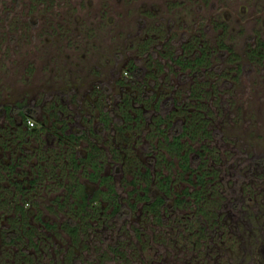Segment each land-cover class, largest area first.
<instances>
[{"label":"rangeland","instance_id":"rangeland-1","mask_svg":"<svg viewBox=\"0 0 264 264\" xmlns=\"http://www.w3.org/2000/svg\"><path fill=\"white\" fill-rule=\"evenodd\" d=\"M261 40L264 0H0V106L23 101L39 128L17 136V112H0V264H106L117 241L133 258L114 264H264V53H249ZM201 46V67L181 68L175 58ZM193 85L209 90L197 106L211 131L203 168L214 172L200 203L154 128L158 115L164 132L179 128V106L195 105ZM124 104L132 118L119 131ZM76 129L87 132L77 141L67 136ZM91 143L114 197L101 193L78 213L65 185L76 177L90 193L105 188L83 171L90 164H70V153L83 156ZM17 154L24 159L8 174L1 164ZM145 167L148 176L135 173L141 185L170 176L158 219L129 181ZM34 168L41 175L30 184ZM14 202L31 209L27 233ZM117 202L121 210L110 211ZM68 218L81 224L74 236L63 228Z\"/></svg>","mask_w":264,"mask_h":264},{"label":"trees","instance_id":"trees-1","mask_svg":"<svg viewBox=\"0 0 264 264\" xmlns=\"http://www.w3.org/2000/svg\"><path fill=\"white\" fill-rule=\"evenodd\" d=\"M249 53L255 54V56L262 57L264 53V41H258L255 46H252L250 48ZM205 55V50L204 47L201 46L200 50L198 53L194 54L192 57H185V56H178L175 58L176 62L179 64L181 68L185 67H190V69H193L194 67H201L199 64H203L204 56ZM251 57V56H250ZM195 69V68H194ZM197 70V68L195 69ZM205 89V88H204ZM202 90V88H199L196 85H193L190 90V97L195 103L193 105L191 110H187L185 106H179V109L183 112H185L183 115V120L179 124V128H177L171 135L168 133L164 132L165 127H161L160 124L162 121L165 120L164 116L158 115L157 118H154L155 124L154 128L155 130H158L157 133L162 134V140L159 143H162V150H166V152L170 153L171 155H177V160H175V163L178 165V170L177 172L182 175L186 171V179L189 180L190 183L194 185H198L192 192L194 195V201H198L203 198V193H202V188L203 185L207 184L210 182L211 179H214V172H209L205 168H203V160L204 154H207V150L209 149V145L206 144V139L211 136V131L208 126V118L203 115L200 112V109L198 106L200 105L198 101L201 100L202 97H204L203 94L209 93L208 89ZM202 90V92H201ZM198 105V106H197ZM4 110V113L7 115L6 117L10 116V111L15 110L17 112V116L19 117L20 120L23 121L24 127L18 125H14V128L12 131L17 132V136L21 135V133H36L38 132L39 128H36L35 126L30 125L27 120L30 117H34L35 113L27 109V106L23 101H16L15 104H2L0 106V112ZM103 113L102 120L106 119L105 116V110L101 111ZM121 123L117 124L118 130L121 131L123 128H125L123 125L125 123H128V120L132 118L130 112L127 110L126 105L121 106ZM136 115L133 117L134 119L142 118L141 113L142 111L140 108H136ZM11 118V117H10ZM127 125H130L129 123ZM126 126V125H125ZM10 127V126H9ZM9 127L6 128L4 132L9 129ZM93 129V128H92ZM11 131V129H10ZM92 131V130H90ZM94 131V129H93ZM87 132L84 129H76V130H71L67 134V136L70 139H75L76 141L79 140L80 137H84ZM4 134V133H3ZM0 142L5 146V138L1 139ZM198 142V143H197ZM197 143V145H195ZM100 150V147L96 144L91 143L88 150L85 152L83 156H77L75 153H70V164L72 167H77L80 166V163L87 162L90 164L91 169L87 170L83 168V171L89 176L91 180H96L99 185L103 183L105 180V188H95V190L92 193H89L86 188L85 184L78 181L76 177L74 178L75 180L70 183V187L68 185H65V189L68 190V195H65V199L67 203H70V205L75 208V211H89L88 208H93L95 201L97 200V197L99 198L100 194L105 193L106 197H112L114 194V184L111 182V174L110 173H105V174H100V168H101V163L96 158L98 155V151ZM37 151H40L37 149ZM25 155V154H24ZM157 157V156H156ZM18 159H24V156L20 155H15V158H9L8 161L4 162L1 164V169L3 167L7 168V173L9 174V171H12L16 163L18 162ZM157 159L164 160L165 163H169L171 160H166L163 153H160V157ZM37 161V160H36ZM194 163V165H192ZM38 166L39 164H34ZM135 171V172H134ZM136 172H141L143 176H148L149 170L147 167L143 171H140L139 168L133 169V172L131 174V178L129 181H132L133 184H138L141 187V192L138 191V189H133L134 195L141 198H145L144 200L149 199L148 203H146L147 209H153L154 210V216L156 219L160 217V215L157 213L158 210H155L160 204H165L167 205V196L168 192L170 189V176L168 174H161L157 178V182H154V188L149 186V183H145L144 185L140 184V181L136 178L135 173ZM33 173H35L32 177L28 178V182L34 183L37 181L38 176L41 175L39 169L34 168ZM194 174V177H191V174ZM211 173V174H210ZM184 174V175H185ZM209 175V176H208ZM183 177V175H182ZM14 184L19 187V192H23V187L20 184V181L18 179H13ZM137 186V187H139ZM182 193H189V186H184L182 189ZM21 197V194H20ZM114 197V196H113ZM179 196L175 197L173 200H171L172 203L176 204L178 203L181 198H178ZM170 203V202H169ZM200 203V202H199ZM74 204V205H73ZM14 213L17 215L14 220L18 221L17 223L21 225V229L23 232L27 233V225L32 227L31 223L29 220H27V211H31L29 208H25L23 204H19L18 202H14L12 204ZM123 206L117 203H112L111 204V210L110 211H119L121 210ZM27 210V211H26ZM151 210V211H153ZM37 217H39V213H36ZM41 220V219H39ZM22 222V223H21ZM42 224H44L46 227H53L54 223H51L48 220H41ZM79 222L77 223L73 219L68 218L63 222V228L66 229L72 236L76 235L77 232H79L80 226ZM17 232L14 231H9L8 235L13 238L15 237ZM19 237V235L17 234ZM31 239V237L29 236ZM121 241L113 242L107 244V251H105V263L106 264H114L113 261L115 260H127L131 261L130 258L133 257H128V252H124L125 250L123 249V245H121ZM126 243V242H125ZM22 253H25V250H22ZM108 253H111L110 255ZM134 254V253H133ZM132 254H130L131 256ZM133 256V255H132ZM25 258V255L22 257ZM104 259V258H103ZM28 263L29 260H28Z\"/></svg>","mask_w":264,"mask_h":264},{"label":"built area","instance_id":"built-area-1","mask_svg":"<svg viewBox=\"0 0 264 264\" xmlns=\"http://www.w3.org/2000/svg\"><path fill=\"white\" fill-rule=\"evenodd\" d=\"M27 122L30 124V125H32L33 124V122L31 121V120H27Z\"/></svg>","mask_w":264,"mask_h":264},{"label":"flooded vegetation","instance_id":"flooded-vegetation-1","mask_svg":"<svg viewBox=\"0 0 264 264\" xmlns=\"http://www.w3.org/2000/svg\"><path fill=\"white\" fill-rule=\"evenodd\" d=\"M84 183V182H83ZM85 184V183H84ZM86 186V185H85ZM86 188V187H85ZM87 190V189H86ZM88 191V190H87ZM89 192V191H88ZM90 193V192H89Z\"/></svg>","mask_w":264,"mask_h":264}]
</instances>
